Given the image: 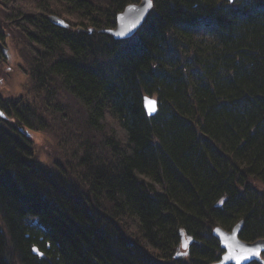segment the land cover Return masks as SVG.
I'll return each instance as SVG.
<instances>
[{"label": "trees", "instance_id": "1", "mask_svg": "<svg viewBox=\"0 0 264 264\" xmlns=\"http://www.w3.org/2000/svg\"><path fill=\"white\" fill-rule=\"evenodd\" d=\"M137 1L0 0L30 84L0 98V264L8 239L22 264H210L217 225L264 238V0H154L134 37L100 32ZM21 126L64 161L35 160Z\"/></svg>", "mask_w": 264, "mask_h": 264}, {"label": "water", "instance_id": "2", "mask_svg": "<svg viewBox=\"0 0 264 264\" xmlns=\"http://www.w3.org/2000/svg\"><path fill=\"white\" fill-rule=\"evenodd\" d=\"M153 7V0H150V6L149 0H141L138 4H129L122 12L118 13L115 27L101 29L100 32L108 33L116 40L129 39L143 26ZM50 20L56 25L64 27L69 26L68 23L56 15H51ZM133 23H136V28H132ZM131 32H135V34L132 35ZM0 45L3 49L4 46L1 43ZM3 52L6 55V48H4ZM144 106L148 115H154L158 109L156 100L148 96L144 97ZM242 226L243 221H240L230 231L221 227L214 228L213 235L220 241L224 253L220 260L210 264H237L238 260L239 264H249L253 261L264 264V238H259L253 242L242 240L239 236ZM180 237L184 240L183 248L187 250L192 238L183 233L180 234ZM256 253H259V255H256ZM187 254L188 251L179 252L176 256ZM245 257H247V259H244Z\"/></svg>", "mask_w": 264, "mask_h": 264}, {"label": "rangeland", "instance_id": "3", "mask_svg": "<svg viewBox=\"0 0 264 264\" xmlns=\"http://www.w3.org/2000/svg\"><path fill=\"white\" fill-rule=\"evenodd\" d=\"M9 44L10 58H6V61L0 64V98L16 99L21 96L20 93L23 92V87H30V84H27V76L20 65L22 61L20 55L21 46H17L10 40ZM21 128L25 133L30 132L27 138L30 139V145L34 151V158H36L35 160L47 164L49 167L57 166V159L62 160L66 155V152L63 154L62 148L58 144L59 138L56 139L53 134L29 129L25 126H21ZM63 128H59L58 130L55 129L52 133H57L59 135V132L62 131ZM36 221V218H28V224L36 225Z\"/></svg>", "mask_w": 264, "mask_h": 264}, {"label": "bare ground", "instance_id": "4", "mask_svg": "<svg viewBox=\"0 0 264 264\" xmlns=\"http://www.w3.org/2000/svg\"><path fill=\"white\" fill-rule=\"evenodd\" d=\"M141 0H139V1H137V2H130L129 4H138V2H140ZM235 1H241V0H234V1H230L231 3H233V2H235ZM129 4H127V5H129ZM38 5H40L41 6V3H38ZM126 5V6H127ZM125 6V7H126ZM125 7H124V9H125ZM123 9V10H124ZM122 10V11H123ZM122 11H120V12H122ZM119 12V13H120ZM0 43H4V48H6V56L8 57V59L10 58V44H9V41L8 40H6V39H0ZM4 48H3V51H4ZM22 52V51H21ZM19 59H20V57H19ZM22 61H23V59H22ZM3 63V62H2ZM144 108H145V106H144ZM146 110V109H145ZM0 111L7 117V119L6 120H8L9 119V115H8V113H7V110H6V108H0ZM146 113L148 114V112L146 111ZM155 115V114H154ZM154 115H150V116H154ZM72 116H74V114H72ZM22 133H24V134H29V133H25L24 131L22 132ZM25 143V142H24ZM24 143L23 142H16L15 144L16 145H18V146H20L19 148L21 149H24L25 148V145H26V143H25V145H24ZM30 143V142H29ZM28 144V143H27ZM59 144H61V143H59ZM61 146V148H62V145H60ZM62 152H63V154L66 152V151H64L63 150V148H62ZM62 154V155H63ZM67 154V153H66ZM66 156V155H65ZM57 161H59L60 163H62L63 161H64V157L62 158V160H60V159H57ZM56 161V162H57ZM90 209V208H89ZM89 209H88V207L86 206V210L89 212ZM90 213V212H89ZM90 214H92V215H94L95 216V218H92L94 221H97V222H99V221H102V222H104V219L103 218H101V217H99L98 215H96L93 211L90 213ZM31 217H33V218H36V225H38V218L36 217V216H31ZM241 221H243V220H241ZM22 222V221H21ZM239 223V222H238ZM237 223V224H238ZM24 224L25 225H28V217H26L25 219H24ZM39 226V225H38ZM216 227H221V228H223L224 229V227H222V226H220V225H217V226H215L214 228H216ZM234 227V226H233ZM0 229H1V231L2 232H4V234L6 235V237H9V229H8V226H7V224H6V222H5V219L4 218H2L1 216H0ZM225 230H227V229H225ZM181 233H183L184 235H186V236H190L191 238H192V240L189 242V245L190 244H192L193 243V241H194V238L191 236V235H187V233H186V231L184 230V228H181V231H180V234ZM8 240H10V239H8ZM7 240V250H8V252H6V257L9 259V260H11L12 259V262H13V264H22V262H21V260L16 256V254L15 253H10L9 252V249H10V247H11V243L9 242ZM188 240V239H187ZM40 241L42 242V245H47L48 244V241L47 240H45L44 238H40ZM183 243H184V240L182 239V237H181V239H180V246H179V251H178V253L179 252H183L185 249L183 248ZM34 245V247H33V251L34 252H36V251H41V249H42V247L39 245V244H33ZM188 245V246H189ZM224 253V252H223ZM223 253H222V255H223ZM177 254V253H176ZM222 255H221V257H222ZM221 257H220V259H221ZM219 259V260H220ZM218 261V260H217Z\"/></svg>", "mask_w": 264, "mask_h": 264}, {"label": "snow or ice", "instance_id": "5", "mask_svg": "<svg viewBox=\"0 0 264 264\" xmlns=\"http://www.w3.org/2000/svg\"><path fill=\"white\" fill-rule=\"evenodd\" d=\"M149 6H150V0H149ZM132 28H136V23H133ZM132 35L135 34V32H131ZM256 255H259V253H256ZM244 259H247V257H245ZM237 264H239V260L237 261Z\"/></svg>", "mask_w": 264, "mask_h": 264}]
</instances>
